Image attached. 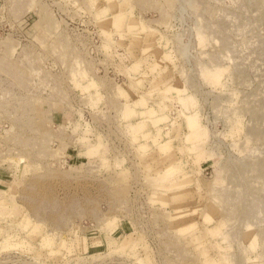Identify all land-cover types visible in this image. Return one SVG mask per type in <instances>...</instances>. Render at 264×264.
<instances>
[{"label": "rangeland", "instance_id": "1", "mask_svg": "<svg viewBox=\"0 0 264 264\" xmlns=\"http://www.w3.org/2000/svg\"><path fill=\"white\" fill-rule=\"evenodd\" d=\"M0 264H264V0H0Z\"/></svg>", "mask_w": 264, "mask_h": 264}]
</instances>
